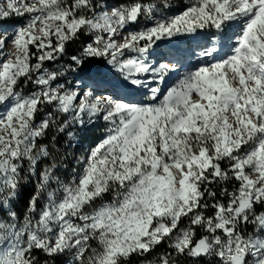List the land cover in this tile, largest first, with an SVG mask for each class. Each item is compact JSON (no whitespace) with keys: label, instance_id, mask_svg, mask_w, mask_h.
Wrapping results in <instances>:
<instances>
[{"label":"snow or ice","instance_id":"obj_1","mask_svg":"<svg viewBox=\"0 0 264 264\" xmlns=\"http://www.w3.org/2000/svg\"><path fill=\"white\" fill-rule=\"evenodd\" d=\"M97 7L95 0L0 6V212L20 194L25 167L36 188L22 224L14 211L0 220V264H40L36 251L53 259L71 254L74 264H130L163 246L171 251L147 264L179 257L264 264V0H189L180 14L160 18L143 0ZM25 17L20 26L3 23ZM142 17L151 26L123 31ZM85 35L93 42L70 56L72 70L103 79L111 95L80 98L53 86L60 74L46 62L68 55ZM179 36L200 50L171 49ZM161 41L170 42L166 59L147 62ZM100 60L119 82L93 67ZM181 71L162 92L159 85ZM25 84L39 90L24 95ZM44 106L68 117L59 133L106 122V135L69 182L55 174V162L43 166L50 150L41 140L54 123L53 113L37 123ZM232 181V191L220 192L226 202L208 187Z\"/></svg>","mask_w":264,"mask_h":264},{"label":"rangeland","instance_id":"obj_2","mask_svg":"<svg viewBox=\"0 0 264 264\" xmlns=\"http://www.w3.org/2000/svg\"><path fill=\"white\" fill-rule=\"evenodd\" d=\"M95 2L98 5L97 12H99L100 10H103V9H111V8L117 7L114 4L105 3L104 1H101V0H95ZM5 4H6V0H0V6H3ZM128 4H131V3H128ZM149 4L155 5L154 17L160 18V17H168V16L180 14L182 11L186 10V8L189 6V0H167V5H168L167 7L164 6L165 0H155V2L149 3ZM27 19H28L27 17H25L23 19H10V20L5 21L3 23L6 26H12V25L20 26V25L26 23ZM152 23H153L152 20L142 17L136 25L130 24L123 31L127 32L130 30H132V31L138 30L139 28H142L144 26H151ZM87 36L88 35L81 36V37H87ZM93 39H94V37H92V40L87 42L86 44L92 43ZM117 39H120V38L117 37ZM173 40L176 42V44H178L179 49L186 50V49L191 48V51L189 53H191L193 50H195V51L200 50L199 48L196 47V42L193 40L192 37L179 36V37H174ZM159 44H160V47L155 49L148 56L147 62L154 64V61L159 59V57H157L156 54H158L161 51L165 52L167 54L171 50L170 47L165 46V45L170 44L169 41H161V42H159ZM80 45H81V43H80ZM128 55L129 54L126 53L124 58L126 59L128 57ZM163 58H165V57H163ZM66 59H67L66 57H63V59H59L57 61H54L55 65L52 66V68H50V67H48V65H46V67L48 68L49 71L56 72V73L60 74V75H58L57 80L54 82L53 86H55V84H63L68 89L78 90L81 93L80 98H83V95L86 93H89V92L92 94V96L94 98L95 97H104V96H108V95L113 94V88L109 84L104 83L103 79L92 80V79L81 78V76L78 72H75L72 70L71 61L66 60ZM102 62H103V64L101 66V68H102L101 76L106 77L107 80L112 81V83L119 82V80H120L119 75L118 74L114 75L111 68H109L106 65V62L103 60H102ZM184 63H187V61H184ZM196 63H198V61L196 60L195 56H193L192 57V64H196ZM146 78L151 79L150 76L146 77ZM180 78H182V71L178 74V76L175 79L172 78V74H171L170 78H166V82L164 84L159 85L162 89V92H166L170 87L174 86ZM38 90L39 89L35 84H29V89H23L22 92L24 95H30L32 92L38 91ZM135 97H136V99L140 98L138 96H135ZM145 102L148 103L149 101H145ZM45 108H46L45 115L40 117L42 119H46L48 117V114L51 113V111H49V110H54L50 106H44L41 111L45 110ZM39 114L41 115V113H39ZM56 115H58L59 118H62L64 120V122L68 119V117L65 114L56 113V112L53 115V119ZM40 118H39V116H37V123H39L42 120ZM68 130L75 135L76 138L73 141L76 142V144H75L76 146H78L79 133L81 135V134H84L86 130L88 131V133L86 132L87 134L85 135V139H88L89 143H91V144L87 143V145L84 149V152H85L84 157H86L87 154L90 152V150L106 135V122H104L102 119H97L94 122L88 124L83 129H81L79 125H72V126H70V128ZM65 174H67V173H65ZM211 212H212V210L210 209L207 214H210ZM65 257H67L66 264H74V257L71 254L65 255ZM153 257H154L153 259L156 258L155 256H153ZM145 264H147V262Z\"/></svg>","mask_w":264,"mask_h":264},{"label":"trees","instance_id":"obj_3","mask_svg":"<svg viewBox=\"0 0 264 264\" xmlns=\"http://www.w3.org/2000/svg\"><path fill=\"white\" fill-rule=\"evenodd\" d=\"M104 1L105 3L109 4H114L115 6H120V5H126L128 3H132L133 0H101ZM139 2V0H137ZM144 3L149 4L155 2V0H143ZM92 37L87 36V37H80V39L71 44L68 47V55L64 56L67 59L70 60V56L72 54H79V51L81 50L82 46L86 44L87 42L91 41ZM81 43V45H80ZM63 59V57L61 58ZM103 62L102 60L94 62L93 67L97 66H102ZM46 65L48 67L52 68V66L55 65V62H46ZM23 89H29V84H25L22 88ZM45 110L41 111V115L39 114V118L45 115ZM53 115L55 114L54 110H49ZM42 119V118H40ZM54 123L51 129L48 131L47 135L42 138L41 142L43 145L47 146L50 150V156L47 158H44L45 163L43 166H48V164H51L53 162L56 163V175L59 177L60 180L64 182H69L71 179L75 178L78 174L80 169L83 167V165L80 163L81 158H84L85 152L84 149L89 143L88 139H85V135L88 133L86 130L84 134L79 133V141H78V146H76V142L73 141L67 133L69 132L68 129L64 133H59L57 131V128L60 124L64 123V120L62 118H59L58 115H56L53 119ZM87 132V133H86ZM95 143V142H94ZM93 144V143H92ZM227 166V165H223ZM67 173V174H65ZM22 177L23 179L20 182V194L18 197L11 202V205L9 208H5L3 212H0V220L8 221V216L7 213L9 212H16L17 217H18V223L23 222L24 216L28 212V202L30 198L33 196L36 188H35V182L34 178H30L27 167H25L24 172H22ZM237 182L232 181L229 183H220V184H212L209 185L208 187L211 189V191H214L217 193V198L221 199L226 202L227 198L226 197H221L220 192L222 188H227L229 191H232L235 186H237ZM53 187H55V184H53ZM208 203L211 204L213 202L212 198L208 197L207 198ZM46 198H42L39 201L40 207H43V205L46 203ZM210 210V209H209ZM207 210V213L209 212ZM212 210V209H211ZM212 214V212L210 213ZM209 214V215H210ZM10 222V221H9ZM253 231L251 226L247 227V233L251 234ZM197 235H201L200 230L197 231ZM165 251H171L170 249H167L166 246L160 247L156 249V251L148 256L147 258L145 257H136L133 256L130 259V264H145L148 259H153L157 257L158 255L163 254ZM36 257L38 258L40 264H66L67 257L62 256V257H57L55 259L46 257L43 253L36 251L35 252ZM177 264H193V261L191 258H184V257H179L176 258ZM201 264H204V262H201Z\"/></svg>","mask_w":264,"mask_h":264},{"label":"bare ground","instance_id":"obj_4","mask_svg":"<svg viewBox=\"0 0 264 264\" xmlns=\"http://www.w3.org/2000/svg\"><path fill=\"white\" fill-rule=\"evenodd\" d=\"M171 49H179L178 48V44L174 43V44H171ZM188 52L191 51V48L189 49H186ZM157 57H159V59L155 60L154 61V64L157 63V62H163L165 59H166V53L165 52H159L158 54H156ZM165 57V58H163ZM108 66V65H107ZM109 68H111V66H108ZM178 76V74H172V78L175 79L176 77ZM147 79V78H146ZM133 99H136L135 95L132 97Z\"/></svg>","mask_w":264,"mask_h":264},{"label":"water","instance_id":"obj_5","mask_svg":"<svg viewBox=\"0 0 264 264\" xmlns=\"http://www.w3.org/2000/svg\"><path fill=\"white\" fill-rule=\"evenodd\" d=\"M132 25H136V24H132Z\"/></svg>","mask_w":264,"mask_h":264}]
</instances>
